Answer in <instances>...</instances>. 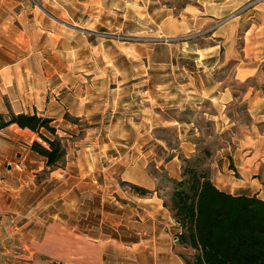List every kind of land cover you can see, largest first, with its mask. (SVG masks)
Returning <instances> with one entry per match:
<instances>
[{"label":"crops","instance_id":"1","mask_svg":"<svg viewBox=\"0 0 264 264\" xmlns=\"http://www.w3.org/2000/svg\"><path fill=\"white\" fill-rule=\"evenodd\" d=\"M62 4L0 0V114L36 113L71 127V135L81 130L73 152L62 139L64 156L77 155L70 165L79 170L63 171L62 184L78 179L82 202L102 207L85 212L96 220L84 229L71 224L65 208L53 214L58 219L30 222V260L186 264L181 226L157 193L162 180L148 168L164 172L166 185L182 178L184 160L204 157L219 190L264 200V0L163 7L153 42L91 36L85 23L70 21V3ZM35 140L42 142L16 124L0 130L2 218L8 200H39L33 178L47 167L31 149ZM120 182L150 192L120 191ZM89 185L95 189L87 196Z\"/></svg>","mask_w":264,"mask_h":264},{"label":"rangeland","instance_id":"2","mask_svg":"<svg viewBox=\"0 0 264 264\" xmlns=\"http://www.w3.org/2000/svg\"><path fill=\"white\" fill-rule=\"evenodd\" d=\"M54 1L56 2L57 6L59 5L60 7L63 5V1L70 3V8L68 10L71 16L70 21L85 23L86 25H84L93 31L91 36H118L119 40L124 41L128 39V36H133L135 39L140 38L138 36H147L142 38L146 39L148 42H153L154 40H160V37L158 36L161 35L158 32L157 24L160 18L166 12L163 7L175 6L177 9H179V6H181L184 1L188 0ZM80 1L86 3L87 5L79 3ZM177 9H174V13L177 11ZM61 17L67 18V15L62 14ZM64 118L68 119L72 123L75 122V125L79 130L84 127V123L79 121L78 118L70 117L67 114L64 115ZM52 124L55 125V128L57 129V135L61 139L68 140V144H70L69 146L73 152V144L78 141L79 135L82 133L81 130L77 135H71L65 131L67 128L70 129L71 127H66L63 122L59 123L57 121H52ZM63 133H65V135ZM76 156L77 155H71L66 157L65 155L55 167L44 168L40 172L34 174V188H39L38 194H35V197L38 196L39 200L45 198L40 201L38 206L35 207L39 200L33 203H31L30 200L21 201L12 199L10 201H6V203L9 204L7 213L5 214V217H0V220L4 219V224L6 225L5 229L2 230L1 224L0 264H32V261L30 260L32 253H30L31 250L29 242V238L32 235V232L30 231L31 226L29 225L30 222L36 221L41 224L58 219L53 217V214L59 211L61 212V210L64 208L71 210L73 216L70 217V222L72 225L76 226V228L80 227L84 229L86 228V223L88 224L90 221H94L95 217L87 216L85 212L91 214L92 211L89 210L94 209V207L100 209L102 207L100 205L101 202H82L80 198L83 195L79 193L80 188L76 184L78 179L72 178V184H69V181H67V185L62 184L63 171L66 173L70 172L71 174L78 173L79 170H76L70 165V161L76 160ZM89 160L91 161V159ZM148 171L152 176L162 180V185L157 186V193L164 196V199H166L168 204H170V194L173 190V185L170 183L166 185L163 184L166 178L164 172H158V170H154L152 167H149ZM85 172L86 171L84 170L83 173ZM93 172L96 171L93 170ZM103 173L105 174L106 171H103ZM50 174H52V177H50ZM66 175L67 174H65V176ZM120 186V191L129 192L131 190L133 192L129 184L120 182ZM28 187L30 190L33 189V185L31 184H29ZM70 188L71 192L66 193L65 191ZM94 189V185H89L87 196L92 194ZM25 190H28L27 187H25ZM25 190L22 193V196L26 195ZM49 190L53 191L48 195ZM107 190H109L108 192L112 191L110 186H108L105 191ZM27 194L30 196L28 191ZM115 200L118 201V203L123 202L122 199H117V197ZM103 204H105V202H103ZM31 208H33V211ZM80 210L81 214H79ZM81 224H83V226ZM88 226L93 228L92 224ZM182 252L184 257L191 261V257L195 251L189 247H185Z\"/></svg>","mask_w":264,"mask_h":264},{"label":"trees","instance_id":"3","mask_svg":"<svg viewBox=\"0 0 264 264\" xmlns=\"http://www.w3.org/2000/svg\"><path fill=\"white\" fill-rule=\"evenodd\" d=\"M10 124L38 134L42 142L33 141L31 149L46 159L47 168L60 162L65 149L50 118L36 113L0 114V130ZM204 159L184 160L182 178L171 180L170 204L164 199L182 229L178 243L195 251L191 261L182 255L185 263L264 264V200L219 190L209 178ZM130 187L139 195L150 192Z\"/></svg>","mask_w":264,"mask_h":264}]
</instances>
